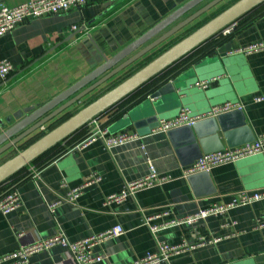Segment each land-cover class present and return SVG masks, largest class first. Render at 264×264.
Segmentation results:
<instances>
[{
	"label": "crops",
	"instance_id": "1",
	"mask_svg": "<svg viewBox=\"0 0 264 264\" xmlns=\"http://www.w3.org/2000/svg\"><path fill=\"white\" fill-rule=\"evenodd\" d=\"M27 1L0 0V3L14 6ZM188 1L91 0L79 9L27 19L15 26L0 37V58H6L13 66L6 82L0 85V127H9L48 102L96 68L104 57L112 56ZM208 1L183 14L172 25ZM234 1H221L176 32L171 42L165 41L153 53L142 57L125 75L122 73L86 94L80 103L58 117L73 114L111 88L119 77L125 78ZM81 22L85 30L69 31L71 24ZM214 37L220 39L210 54L190 56L191 62L176 72L175 65L164 70L184 87L178 90L177 102L167 105L157 118L171 117L182 106L204 114L212 105L239 102L245 124L256 136L264 132V101H254L255 97L264 95V48L248 53L238 49L258 42L264 44V8L233 23L229 34L223 35L221 31ZM210 79L206 88L192 86L194 81ZM144 90L132 92L99 115L108 133L135 132L138 139L107 148L100 140L80 145L82 137L73 134L61 142L58 146L61 151L57 148L59 152L54 157L38 158L0 184L1 192L15 189L20 197L16 210L0 213V256L21 244L57 232L74 241L120 225L123 233L106 238L92 248L94 254L103 256L93 264H131L135 258L155 251L158 241L174 244L185 240L192 244L199 236H219L220 240L173 255L159 264H264V226L257 227V219L264 218V199L232 208L225 218L211 215L155 233L149 230L145 224L147 217L152 216L149 223L158 224L170 218H182L212 203L225 202L240 190L264 189V148L257 154L212 168L206 178L198 174L184 176L185 164L194 155L185 144L188 135L154 131L155 124L150 131L139 130L119 119L130 105L141 99L151 101L150 92ZM55 122L44 125L43 131ZM197 131L208 137L203 143L214 142L209 122L197 126ZM216 134L224 148L228 147L224 133L218 129ZM199 150L204 154L201 147ZM148 160L158 174L170 176L168 181L137 190L123 202L104 205L106 195L148 172ZM90 173L100 180L84 187L75 201L65 200L67 191ZM57 200L60 202L51 211L48 204ZM164 210L169 214L161 215ZM225 220H234L236 224L223 226ZM20 232L21 238L17 236ZM27 264L74 262L65 248L54 246L31 255Z\"/></svg>",
	"mask_w": 264,
	"mask_h": 264
},
{
	"label": "water",
	"instance_id": "2",
	"mask_svg": "<svg viewBox=\"0 0 264 264\" xmlns=\"http://www.w3.org/2000/svg\"><path fill=\"white\" fill-rule=\"evenodd\" d=\"M203 1L189 0L159 20L115 54L110 57H104L103 62L96 68L51 98L48 102L28 113L23 118H20L18 121L10 123L9 127L3 128L1 126L0 160L9 154H13L0 163V183L31 163L48 149L84 127L92 118L114 108L132 92L154 80L164 70L191 54L203 43L212 38V36L238 21L256 6L264 3V0H235L229 6L195 27L191 32L172 42L165 50L151 58L147 63L137 68L128 76H125V78H122L124 77L123 75L119 77L111 88L76 110L66 119L46 132L43 131L44 125L53 120L55 122L56 119H59L58 116L61 113L72 105L80 103L86 94L111 80H115L122 73L125 75L142 57L148 53H153L165 41L171 42L176 32L201 17L209 9L223 0H209L180 22L172 25L175 20L200 5ZM152 37L153 39L145 44ZM143 44L145 45L142 46ZM171 75L159 80L151 90H148L151 101L146 102L141 99L134 105H130L119 119L125 120L128 125L133 126L135 129H147V131H150L152 125H156L158 115L165 110L167 105L177 102L178 90L181 86L184 87V85L174 80L173 74ZM66 98L68 99L63 101ZM203 122L212 124V131L209 132L214 142L210 144L203 143V140L208 137L203 134V131L201 133L197 131V126H200ZM144 126L146 128H143ZM232 126L235 128H232ZM218 129L224 133L228 147L251 141L255 137L245 124L242 109H235L214 117H207L195 122L191 126L184 125L167 132L188 135L185 144L189 145V150L194 155L185 164L187 166L202 155L199 147L202 148L204 153L224 148L216 134ZM37 135L39 136L34 141L22 147ZM197 174L204 178L207 177V172L190 174L188 177L190 178Z\"/></svg>",
	"mask_w": 264,
	"mask_h": 264
},
{
	"label": "built area",
	"instance_id": "3",
	"mask_svg": "<svg viewBox=\"0 0 264 264\" xmlns=\"http://www.w3.org/2000/svg\"><path fill=\"white\" fill-rule=\"evenodd\" d=\"M91 0H29L14 6H8L0 3V37L11 31L15 26L24 22L27 19L39 18L41 16L57 15L67 12L71 9H79L85 6ZM233 29V24L222 30L223 35L229 34ZM85 30L84 23L71 24L69 27L70 32H80ZM262 42L254 43L246 46L238 51L252 52L255 50L263 49ZM13 71V66L6 58H0V85L6 82L9 75ZM210 80H199L192 83L193 87L206 88ZM254 101H264V95L255 97ZM241 103L225 101L220 104H215L210 107L208 112L204 114H196L188 107L182 106L178 109L175 115L171 117L158 118L154 131L167 132L173 128L188 125L191 126L195 122L211 117L218 114L228 112L235 109H241ZM85 133L78 142L80 145L88 144L96 140H100L105 147L110 148L136 140L139 136L135 132L119 131L108 133L104 123L99 116L92 118L84 126ZM143 148V147H142ZM264 148V132L257 134L253 140L242 143L240 145L225 147L223 149L212 151L202 154L199 158L195 159L191 164L183 169V175L187 176L198 172H208L212 168L224 164L234 162L241 158L262 152ZM148 172L137 179L128 181L125 185L116 192L110 193L104 197L103 204L109 205L111 203H120L126 200L130 195L140 189L150 188L168 181L170 176L168 174L160 175L156 172L154 165L150 160L147 161ZM100 180L99 176L95 173L86 175L83 181L73 188H70L64 199L73 202L81 194L84 187L96 183ZM62 184L63 181H62ZM264 199V189L257 191L240 190L231 195L225 202L212 203L206 208L199 209L198 211L183 216L182 218H170L164 222L154 224L149 223V218L145 220L152 233L159 229L174 226L179 224H192L207 216L224 217L226 213L237 206L248 205L259 200ZM60 200L48 204V208L53 211L55 206ZM20 206V197L15 189H9L4 192L0 191V213L7 214L16 210ZM168 211L164 210L161 215H168ZM223 226H234V220H225ZM264 226V218L257 219V227ZM123 233V228L120 225H115L103 232L92 234L84 238L70 241L62 233L40 238L33 242L21 244L17 249L7 252L0 256V264H27L31 255L47 250L54 246H61L70 254L74 264H93L102 260L103 256L94 254L92 248L100 241L117 236ZM22 232L17 236L21 238ZM220 240L219 236H199L196 242L189 244L185 240L178 243H167L158 241L156 250L147 252L145 255L135 258L131 264H159L167 261L171 256L181 252L195 249L196 247L205 243H214Z\"/></svg>",
	"mask_w": 264,
	"mask_h": 264
},
{
	"label": "trees",
	"instance_id": "4",
	"mask_svg": "<svg viewBox=\"0 0 264 264\" xmlns=\"http://www.w3.org/2000/svg\"><path fill=\"white\" fill-rule=\"evenodd\" d=\"M263 8H264V3H262V4L258 5V6H256L253 10H251L250 12H248L247 14H245L244 16H242V17L239 19V21L242 20V19H243L245 16H247V15H250V14H257V13H259L260 11L263 10ZM219 39H220V37L218 38V37H214V36H212V38H210V39L207 40L205 43H203L200 47H198L196 50H194V51H193L191 54H189L186 58H182V60L180 59L179 61H177L175 64H173V65H175V68H174L175 70H174V72L178 71L179 68H181V67L186 66L187 64H189V62H191V61H190V60H191L190 56H193L194 54H196V55H198V56L200 57V55L210 54V53L212 52V49H211L212 46L214 45V43H217V42L219 41ZM199 57H197V58H199ZM186 59H188V60H186ZM171 66H172V65H171ZM174 72H173V73H174ZM165 76H168V75H167V72H166V73L163 72L161 75H159V76L156 77L154 80H152L151 82H149L148 84L144 85V86L141 87V88H145L144 91L151 90V89L154 87V85H156V83H157L159 80L165 78ZM141 88H140V89H141ZM140 89H139V90H140ZM139 90H136V92L139 91ZM68 116H70V115L67 114V115H65V116H63V117H61V118H59L58 121L55 122L54 124H52L51 127H53V126H55L56 124H58L59 122L63 121V120L66 119ZM51 127H50V128H51ZM84 133H85V129H84V127H82L81 129L77 130V131L74 132L73 134H79V135H77V136H79V137L81 138V137L84 135ZM73 134H71V135H73ZM71 135H70V136H71ZM38 136H39V135H37V136L33 137L32 139H30V140L26 143V145H28L29 143H31L32 141H34ZM61 142H62V141H61ZM61 142L57 143L56 145H54L53 147H51L50 149H48L47 151H45L42 155H40V156L37 157L36 159L41 158V157L46 156V155H48L47 159H48V158H52V157H54L55 154H56L57 152L61 151L60 148L58 147V146H60ZM26 145H23L22 147H25ZM57 148L59 149V151L56 152ZM51 152H53V153H51ZM55 152H56V153H55ZM50 153H51V154H50ZM54 153H55V154H54ZM12 154H13V153H12ZM12 154H9V155L5 156L3 159L0 160V163H1L3 160H5L6 158L10 157ZM36 159H34L33 161H35ZM33 161H32V162H33ZM24 168H25V167H23L21 170H23ZM21 170H19L18 172H20ZM18 172H16L15 174H17ZM15 174L11 175V176L8 177L6 180H8L9 178H11V177L14 176ZM6 180H4L3 182H1L0 184L4 183Z\"/></svg>",
	"mask_w": 264,
	"mask_h": 264
}]
</instances>
